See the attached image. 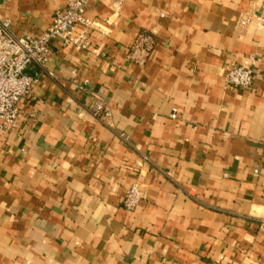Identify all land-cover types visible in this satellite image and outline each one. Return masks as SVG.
Here are the masks:
<instances>
[{
  "label": "crops",
  "instance_id": "crops-1",
  "mask_svg": "<svg viewBox=\"0 0 264 264\" xmlns=\"http://www.w3.org/2000/svg\"><path fill=\"white\" fill-rule=\"evenodd\" d=\"M67 3L0 0V17L37 36ZM247 13L264 0L88 4V47L54 40L0 134V264H264V23ZM231 65L253 84L227 83Z\"/></svg>",
  "mask_w": 264,
  "mask_h": 264
},
{
  "label": "built area",
  "instance_id": "built-area-1",
  "mask_svg": "<svg viewBox=\"0 0 264 264\" xmlns=\"http://www.w3.org/2000/svg\"><path fill=\"white\" fill-rule=\"evenodd\" d=\"M92 0H68L66 7L57 10L52 23L39 35H17L11 29V21L0 17V134L13 131L19 120L20 104L24 97L33 94V85L37 77L28 74L31 67L48 71L51 55V43L59 40L65 48L86 49L89 44L87 30L96 25V21L86 16V8ZM122 0H117L121 5ZM256 19L264 23V16L245 14L241 24ZM77 26L83 28L77 32ZM155 37L147 32L140 33L133 43L129 58L132 62L145 64L155 45ZM50 73V72H49ZM255 72L249 65H231L227 68L225 80L234 86L250 87ZM94 113L99 118L110 116L109 108L97 104ZM258 173V169L255 170ZM141 198L138 184L131 186L124 198L127 209H133Z\"/></svg>",
  "mask_w": 264,
  "mask_h": 264
}]
</instances>
